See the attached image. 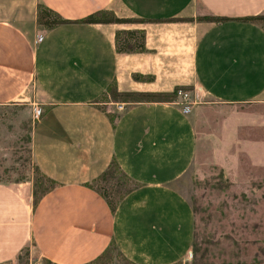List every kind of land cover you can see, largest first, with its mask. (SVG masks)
Here are the masks:
<instances>
[{
	"label": "crops",
	"instance_id": "crops-1",
	"mask_svg": "<svg viewBox=\"0 0 264 264\" xmlns=\"http://www.w3.org/2000/svg\"><path fill=\"white\" fill-rule=\"evenodd\" d=\"M39 5L69 21L109 11L150 22L44 30ZM258 15L264 0H0V109L30 112L33 163L56 183L34 204L31 184L0 182V264L32 249L50 264H96L111 246L127 264H189L195 218L176 185L196 154L191 112L100 98L114 83L118 93L193 86L221 104H264V28L239 20ZM129 30L144 32L143 52L116 51V33ZM112 161L137 184L114 213L86 186Z\"/></svg>",
	"mask_w": 264,
	"mask_h": 264
},
{
	"label": "rangeland",
	"instance_id": "rangeland-1",
	"mask_svg": "<svg viewBox=\"0 0 264 264\" xmlns=\"http://www.w3.org/2000/svg\"><path fill=\"white\" fill-rule=\"evenodd\" d=\"M190 88L187 105L196 154L176 185L195 218V243L188 262L264 264V104L225 105L200 87ZM111 101L109 91L100 98L102 103ZM30 119V112L20 107L0 109V182H26L34 191H42L48 183L31 157ZM109 185H104L106 190ZM38 258L32 249L12 264H50ZM101 261L127 264L112 248Z\"/></svg>",
	"mask_w": 264,
	"mask_h": 264
},
{
	"label": "trees",
	"instance_id": "trees-1",
	"mask_svg": "<svg viewBox=\"0 0 264 264\" xmlns=\"http://www.w3.org/2000/svg\"><path fill=\"white\" fill-rule=\"evenodd\" d=\"M198 20L214 22V23H224L229 21V19L227 18L216 17V16L200 17L198 18ZM239 20L243 22L258 23L264 28V15L251 16ZM147 22H150V20L118 18L114 15V13L109 11H98L80 20L69 21L63 19L56 12L48 9L43 5H39L37 8V23L44 30H52L58 26L66 25V24H143ZM144 39L145 36L142 30L119 31L116 33L115 36L116 51L118 53L143 52L145 50ZM133 79L136 81H149L152 78L150 77L146 78L139 75H135ZM189 90H191L190 87H176L172 93H118L116 86L113 83L107 88L106 93L108 91L110 92V99L113 100L111 102L114 103L117 102L152 103V102H173L176 99V95L178 91H189ZM117 100H121V101H117ZM110 119L113 120V118ZM41 175L42 178L48 183V185L42 191L39 190L34 191V204H37L38 201L42 199L56 185L54 181L47 178L43 174ZM115 180L117 181L116 183ZM118 180L123 181V183L120 184ZM104 185H109L107 190L106 187H104ZM86 186L89 189L96 192L100 197H102L107 203L110 211L114 213L120 201L126 195L132 192L137 187V184L121 171L119 165L115 161H112L108 166V168L96 180L86 184ZM194 243H195V234H194ZM110 248L117 251L114 246H111ZM108 250L104 254H102V256L96 259L94 263L104 264V262L102 263L101 260L102 258L105 257Z\"/></svg>",
	"mask_w": 264,
	"mask_h": 264
},
{
	"label": "built area",
	"instance_id": "built-area-1",
	"mask_svg": "<svg viewBox=\"0 0 264 264\" xmlns=\"http://www.w3.org/2000/svg\"><path fill=\"white\" fill-rule=\"evenodd\" d=\"M188 98H189V95L186 91H178L177 92V95H176L177 102L181 104L182 110L185 113L191 112V108L187 105ZM180 104H178V105H180ZM118 110L122 111L123 107L119 105Z\"/></svg>",
	"mask_w": 264,
	"mask_h": 264
}]
</instances>
